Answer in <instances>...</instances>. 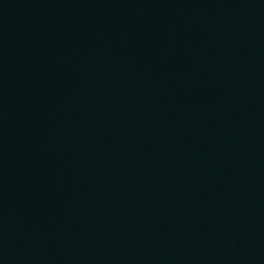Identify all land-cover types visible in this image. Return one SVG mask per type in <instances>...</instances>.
I'll list each match as a JSON object with an SVG mask.
<instances>
[{"label": "water", "instance_id": "water-1", "mask_svg": "<svg viewBox=\"0 0 264 264\" xmlns=\"http://www.w3.org/2000/svg\"><path fill=\"white\" fill-rule=\"evenodd\" d=\"M0 264H264V0H0Z\"/></svg>", "mask_w": 264, "mask_h": 264}]
</instances>
